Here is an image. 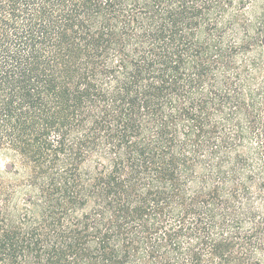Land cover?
Returning <instances> with one entry per match:
<instances>
[{
  "label": "trees",
  "instance_id": "trees-1",
  "mask_svg": "<svg viewBox=\"0 0 264 264\" xmlns=\"http://www.w3.org/2000/svg\"><path fill=\"white\" fill-rule=\"evenodd\" d=\"M0 264H264V0H0Z\"/></svg>",
  "mask_w": 264,
  "mask_h": 264
},
{
  "label": "rangeland",
  "instance_id": "rangeland-1",
  "mask_svg": "<svg viewBox=\"0 0 264 264\" xmlns=\"http://www.w3.org/2000/svg\"><path fill=\"white\" fill-rule=\"evenodd\" d=\"M12 159L9 157L1 156L0 157V168L3 169L5 167L9 166V162H11Z\"/></svg>",
  "mask_w": 264,
  "mask_h": 264
}]
</instances>
